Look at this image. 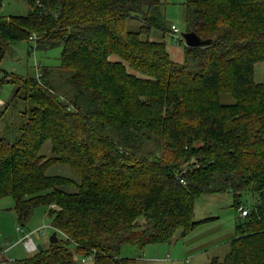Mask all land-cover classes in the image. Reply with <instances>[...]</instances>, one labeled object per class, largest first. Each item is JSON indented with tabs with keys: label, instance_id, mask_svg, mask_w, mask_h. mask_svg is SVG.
I'll list each match as a JSON object with an SVG mask.
<instances>
[{
	"label": "trees",
	"instance_id": "16d2710c",
	"mask_svg": "<svg viewBox=\"0 0 264 264\" xmlns=\"http://www.w3.org/2000/svg\"><path fill=\"white\" fill-rule=\"evenodd\" d=\"M27 1L28 14L0 13V58L34 33L36 43L62 46L72 96L57 92L47 69L21 80L15 97L32 105L0 136V198H14L22 225L47 206L59 238L16 264H139L121 256L123 245L190 232L210 219L194 220L197 198L223 192L248 214L227 255L210 264H264V84L254 80L264 0H188L186 31L211 42L185 45L182 63L150 38L171 29L164 0ZM136 16L141 28L127 29ZM54 164L79 181L48 173ZM248 191L257 196L250 208Z\"/></svg>",
	"mask_w": 264,
	"mask_h": 264
},
{
	"label": "rangeland",
	"instance_id": "374dc122",
	"mask_svg": "<svg viewBox=\"0 0 264 264\" xmlns=\"http://www.w3.org/2000/svg\"><path fill=\"white\" fill-rule=\"evenodd\" d=\"M187 1L164 0L160 11L168 28L175 24L181 33L186 31ZM0 9L3 16L25 15L29 13L30 5L27 0H2ZM142 20L141 16L129 18L126 28L139 30L143 24ZM150 38L156 41L164 39L167 44L179 42L182 47L186 45L185 41H179L172 34L171 29L170 31L153 29ZM62 50V46H51V42L47 40L36 43L27 38H21L6 45L4 54L0 58V100L5 103L0 110V136L10 134L18 127L23 113L32 105L27 103L23 96L15 97L21 80L37 77L39 71L47 69L49 72L47 79L57 92L62 97L72 96V87L69 83L71 70L61 67ZM222 100L225 103L234 101L229 94H223ZM154 145L151 142L148 147L151 149ZM42 153L48 157L52 155L49 141L42 148ZM53 167L56 170L58 168L65 170L68 166L54 164L48 171H54ZM256 201L257 196L251 191L242 195V202L246 207H252ZM14 206L15 200L12 196L0 198V264H5L7 259L22 260L36 252H29L24 241L25 236L32 231L41 228L46 230V237L32 234L35 242L42 244L43 247L49 245L50 236L55 232L53 217L49 215L47 206L36 207L31 218L24 225L19 221ZM240 216V211L234 206L232 192L206 193L196 200L194 220L202 221L210 218L208 221L200 222L195 229L184 235L178 231L172 241L150 243L144 248L125 244L120 254L124 257L136 258L139 264H210L216 257L223 259L230 251V240L236 235V225ZM19 226L24 230L18 231ZM71 247L75 250L74 246ZM86 261L91 263L89 258Z\"/></svg>",
	"mask_w": 264,
	"mask_h": 264
},
{
	"label": "crops",
	"instance_id": "0c3cea01",
	"mask_svg": "<svg viewBox=\"0 0 264 264\" xmlns=\"http://www.w3.org/2000/svg\"><path fill=\"white\" fill-rule=\"evenodd\" d=\"M172 26V25H171ZM173 34V33H172ZM178 44L172 42L170 44H167V49L169 50L172 58L179 63H182L185 59V52H184V47H182V44L177 42ZM254 80L258 83V84H264V60L263 61H258L255 63L254 66ZM68 166V165H66ZM64 165V167H66ZM52 169H54V171L49 172L52 175H63V176H67L70 178H73L74 180H79L78 174L69 166L65 168V170H63V168H58L57 170L55 169V167H53ZM66 172V173H64ZM71 190H73V188H70ZM231 241V240H230ZM1 258V257H0Z\"/></svg>",
	"mask_w": 264,
	"mask_h": 264
},
{
	"label": "built area",
	"instance_id": "2783aa9c",
	"mask_svg": "<svg viewBox=\"0 0 264 264\" xmlns=\"http://www.w3.org/2000/svg\"><path fill=\"white\" fill-rule=\"evenodd\" d=\"M0 13H2L1 9H0ZM171 29H172V33L176 36V38L179 41H182V40L185 41L183 33L180 32V29L177 27V25L172 24ZM30 40L34 41V42H37V40H38L37 35L33 34L30 37ZM38 76H41V73H38ZM4 104L5 103L0 100V110L4 106ZM239 211H240L241 216H246L248 214V208L240 207ZM17 230L18 231H23L24 229L19 226L17 228ZM32 234H37L38 237H46L47 236V232L43 228H41V229H39L37 231H32L30 234L26 235L24 241H25V246H26V248H27V250L29 252H34V251H37L39 249L38 244L35 242ZM83 261L85 262L86 259H83ZM5 264H16V261L7 259L5 261Z\"/></svg>",
	"mask_w": 264,
	"mask_h": 264
},
{
	"label": "water",
	"instance_id": "95a60500",
	"mask_svg": "<svg viewBox=\"0 0 264 264\" xmlns=\"http://www.w3.org/2000/svg\"><path fill=\"white\" fill-rule=\"evenodd\" d=\"M183 36L185 39V44L190 47H199L203 46L206 44H209L211 42V39H202L196 32L194 31H185L183 32ZM58 233L55 231L51 236H50V242L51 243H56L58 241ZM38 247L40 250H43L44 247L42 244H38Z\"/></svg>",
	"mask_w": 264,
	"mask_h": 264
}]
</instances>
